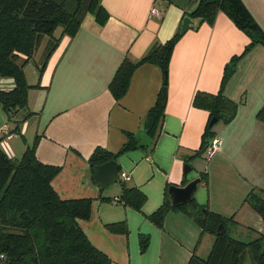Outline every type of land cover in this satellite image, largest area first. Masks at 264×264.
Returning a JSON list of instances; mask_svg holds the SVG:
<instances>
[{
    "label": "crops",
    "instance_id": "obj_1",
    "mask_svg": "<svg viewBox=\"0 0 264 264\" xmlns=\"http://www.w3.org/2000/svg\"><path fill=\"white\" fill-rule=\"evenodd\" d=\"M242 1L264 32V0ZM198 2L101 0L108 14L105 24L86 15L73 37L61 38L39 87L28 92L27 111L32 113L28 119L34 121L39 139L35 156L43 164L60 167L51 185L61 199L92 201L90 219L78 224L111 264H187L203 235L179 211L168 212L161 228L147 217L162 205L168 186L188 183L183 176L185 159L199 149L209 119L208 112L192 106L193 96L216 94L224 66L249 42L224 14L217 13L211 26L190 28L176 43L166 79L164 118L153 149L137 148L115 161L129 180L101 189L93 183L87 163L96 148L116 154L127 134L137 140L143 134V121L162 91V71L152 64L138 66L118 101L109 84L124 59L138 62L152 47L172 38ZM153 7L159 9L160 20L149 16ZM223 94L237 103L236 114L229 123L214 126L221 142L217 152L188 163L198 172L196 178L201 173L207 178L194 201L233 218L231 224L239 228L251 223L261 228V218L244 200L252 190L264 192V123L257 119L264 105L263 47H254L238 62ZM122 184L146 196L140 212L113 202L120 197ZM120 222L126 224L127 235L107 229ZM141 235L148 238L144 252Z\"/></svg>",
    "mask_w": 264,
    "mask_h": 264
},
{
    "label": "trees",
    "instance_id": "obj_2",
    "mask_svg": "<svg viewBox=\"0 0 264 264\" xmlns=\"http://www.w3.org/2000/svg\"><path fill=\"white\" fill-rule=\"evenodd\" d=\"M205 2L199 0L188 13L187 17L195 21L191 28H198L204 23L213 25L220 12L249 42L241 54L233 56L224 66L216 94L197 92L193 96L192 106L208 112L209 119L201 136V145L185 159L187 164L205 153H202L203 149L215 137L213 128L216 124H227L235 117L238 105L224 96L225 86L241 59L256 46L264 48V32L242 0H214L213 4ZM88 14L99 25H104L108 19L101 0H0V78L11 79L13 82L12 88L0 89V108L9 120L14 121L15 131L32 115L27 111L29 90L39 87L38 84H27L22 66L17 64L19 56L30 59L40 47L42 39L47 37L38 67L42 75L61 38L73 37ZM57 28L61 30L59 38L53 34ZM180 37L177 31L164 44L152 47L138 62L124 59L109 84L114 100L118 101L126 94L133 72L143 64L159 67L164 75L162 90L166 89L169 63ZM165 107L166 101L161 91L143 121V134L151 141L145 149L152 150L156 143ZM20 110L24 111L21 117L18 115ZM212 119L216 122L211 125ZM257 119L264 123V105L257 113ZM38 141L36 136L20 159H11L0 149V256H3L0 264H111L104 253L91 245L78 224L79 221L90 219L92 201L64 200L58 196L51 183L59 174L60 167L37 160L35 149ZM137 143L138 140L132 134H127L126 142L116 154L96 148L87 161L90 173L94 167L116 161L121 155L137 149ZM199 179L201 183H206V174L201 173ZM167 190L162 205L147 219L161 228L168 212L179 211L190 217L202 234L213 237L208 255L200 258L193 253L187 264H264V192L252 190L244 200L261 218L263 230L251 241L242 242L227 233L226 226L234 223L233 218L214 214L195 201L171 208ZM116 202L140 212L146 196L137 188L122 184V192ZM219 226L224 228L221 232H218ZM107 229L117 234L128 233L124 222L107 225ZM139 242L140 251L144 252L148 238L141 235Z\"/></svg>",
    "mask_w": 264,
    "mask_h": 264
},
{
    "label": "rangeland",
    "instance_id": "obj_3",
    "mask_svg": "<svg viewBox=\"0 0 264 264\" xmlns=\"http://www.w3.org/2000/svg\"><path fill=\"white\" fill-rule=\"evenodd\" d=\"M53 34L55 38H59L61 36L60 28H57ZM47 40H48L47 37H46V40L42 39L43 43L41 44L40 47L38 46L36 52L30 59H26V57L22 55H20L18 58L17 64L19 66H22L26 82L29 86L37 85L41 81L42 75L39 73L38 67L41 64L40 56L44 50V45L46 44ZM12 85H13V82L11 79L0 78V89H3V88L10 89L12 88ZM23 113L24 111L20 110L18 114L19 117H21ZM2 128H6L10 134L14 133L15 135H12L11 138L7 139L5 136H3L0 133V149L4 151L8 155V157H10L11 159H20L26 147H29L33 144V140L35 137L34 121L31 119L25 120V122L19 125L18 127L19 133L16 134V131H15L16 126H15L14 121L12 119L9 120L6 114L0 108V129ZM197 175H198V172L196 171V169H192L185 176V181H188L189 183L197 179L196 178ZM116 184H120V181H118ZM202 192L203 190L199 188L195 193L194 200H197V196L201 194ZM203 197L204 195L202 196V198ZM226 227H227L226 228L227 233L229 234L230 237H233L234 239H237L242 242L251 241L252 239L256 237L257 233H259L261 229L263 230L262 222H261V228L257 227L256 223L246 224L244 225L243 229L231 223H228ZM212 241H213V237H211V235L203 234L201 237L199 246H198V250L195 253V255L201 258H205L208 255V252L211 248Z\"/></svg>",
    "mask_w": 264,
    "mask_h": 264
},
{
    "label": "water",
    "instance_id": "obj_4",
    "mask_svg": "<svg viewBox=\"0 0 264 264\" xmlns=\"http://www.w3.org/2000/svg\"><path fill=\"white\" fill-rule=\"evenodd\" d=\"M206 4H213L214 0H206ZM192 26H194V22L189 17H184L180 29L179 35L182 36L185 34ZM160 56V53H158ZM166 89L162 90L163 100L166 101ZM216 120L212 119L210 124L215 123ZM151 144V141L145 134H141L138 137V148H145ZM205 152L203 149L202 153ZM191 170L189 164H185L183 166V176ZM91 179L93 183L99 186L101 189H106L109 186L117 183L119 181V166L115 161L107 162L101 166H96L92 170ZM201 183L199 178L187 183L183 187L171 186L167 192V199L171 208H178L184 205H188L194 201L195 193ZM224 228L219 226L218 232H221Z\"/></svg>",
    "mask_w": 264,
    "mask_h": 264
},
{
    "label": "built area",
    "instance_id": "obj_5",
    "mask_svg": "<svg viewBox=\"0 0 264 264\" xmlns=\"http://www.w3.org/2000/svg\"><path fill=\"white\" fill-rule=\"evenodd\" d=\"M149 16L152 18H155L157 20H160V11L156 7L151 8L149 12ZM0 132L3 136H5L7 139L12 137V134L8 132L6 128L0 129ZM221 142L219 138L216 136L210 141L209 145L205 148V155L207 158H210L215 152H217ZM5 153V152H4ZM6 154V153H5ZM7 155V154H6ZM8 156V155H7ZM119 180L125 182L129 180V176L126 173H119ZM113 202H116V199L113 200ZM0 258H3V256H0Z\"/></svg>",
    "mask_w": 264,
    "mask_h": 264
}]
</instances>
